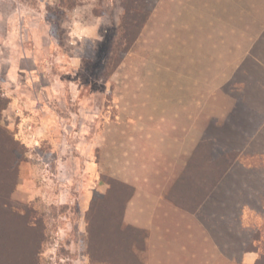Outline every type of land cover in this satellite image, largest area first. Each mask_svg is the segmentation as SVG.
<instances>
[{
    "label": "rangeland",
    "instance_id": "1",
    "mask_svg": "<svg viewBox=\"0 0 264 264\" xmlns=\"http://www.w3.org/2000/svg\"><path fill=\"white\" fill-rule=\"evenodd\" d=\"M148 11L153 17L143 35L124 53L137 26L129 27L123 41L122 20L129 13L139 22ZM200 18L209 29L205 37L228 55V64L236 62L238 69L252 56L264 67V0H0V92L9 99L1 124L25 148L12 193L22 214L15 219L21 227L29 212L28 222L38 223L34 231L46 234L41 264H136L125 235L112 241L104 234L98 242L94 236L100 226L118 223L128 196L116 183L126 182L110 175V169L123 173V149H130L131 158L136 152V161L142 159L137 127H127L136 141L121 145L124 124L139 123V106L145 101L140 94L154 85L147 62L149 55L155 62L159 51L144 55L139 48L164 39L176 45L183 26L200 30ZM232 77L212 92L213 109L235 107L234 97L224 91ZM214 86L218 83L211 82ZM223 117L211 121L223 126ZM108 135L115 139L114 147L107 145ZM255 147L264 148V137ZM242 160L264 164V157ZM142 165L136 162L132 174ZM245 218L259 225L256 246L263 252L264 216ZM14 237L20 241L26 236ZM144 250H136L143 264ZM89 252L97 256L92 261Z\"/></svg>",
    "mask_w": 264,
    "mask_h": 264
},
{
    "label": "crops",
    "instance_id": "2",
    "mask_svg": "<svg viewBox=\"0 0 264 264\" xmlns=\"http://www.w3.org/2000/svg\"><path fill=\"white\" fill-rule=\"evenodd\" d=\"M190 14L186 12V18ZM207 19L209 22L213 20ZM199 25L198 31V28L183 26L177 39L180 42L176 45H171L170 39H164L161 44L139 48L144 55L159 51L153 56L155 62L152 55H149L151 61L147 62L151 66L150 82L154 85L152 90L146 89L140 94V99L145 101L139 106V123L124 124L121 145L129 147L136 141L132 140L127 130L130 126L137 127L140 138L138 148L141 147L138 155L142 159L136 161V152L131 158L130 149L129 152L123 149L124 171L120 174L110 169V175H116L134 187V194L126 205L125 221L147 232L146 247L142 252L144 264H211L213 258H221L228 264H255L260 252L246 251L238 260L222 251L212 235V225L203 217L204 212L209 215L208 208L193 214L166 197L185 170L211 119L223 116L226 119L234 108L227 110L229 107H226L225 112L213 109L210 99L212 92L220 90L219 84H225L233 76L238 63L228 64V55L205 37L209 35V29L204 28L202 19ZM255 45L253 43L252 46ZM215 57L220 60H215ZM211 82L218 83V87L211 88ZM107 137V145L114 147L115 139ZM136 162L143 165L138 173L132 174ZM247 214L257 217V213L244 209L243 226L250 227L252 224L246 223ZM213 225V228H221L218 223Z\"/></svg>",
    "mask_w": 264,
    "mask_h": 264
},
{
    "label": "trees",
    "instance_id": "3",
    "mask_svg": "<svg viewBox=\"0 0 264 264\" xmlns=\"http://www.w3.org/2000/svg\"><path fill=\"white\" fill-rule=\"evenodd\" d=\"M150 15L151 11H148L136 22L129 18V13L126 14L122 20L123 41L128 38L130 26L137 28L124 53L137 40ZM261 80H264V67L248 56L224 87V91L236 100L233 111L223 126L216 119L210 122L185 170L166 195L176 206L193 214L208 208L209 215L204 212L203 217L212 225V235L222 251L238 260L246 251L260 252L255 264H264V251L256 246L261 241L260 229L256 225L243 226V211L249 208L258 216H264V164L256 167L242 159L264 157V148L256 150L255 147L264 137V84ZM8 102L9 99L0 92V264H41L46 234L34 231L38 223L28 222L29 212L24 215L25 219L22 218L25 224L21 227L15 219L21 218L22 214L18 212L12 193L18 186L25 148L15 139L14 133L1 124ZM116 183L128 190L124 211L115 225L100 226L94 239L97 242L104 240L106 234L113 241L125 235L130 241L127 247L132 262L143 264L136 250L145 249L147 232L125 223L126 205L134 194V187L124 182ZM215 223L221 228H213ZM95 231L94 226L89 229L91 238ZM17 233L26 237L16 241ZM96 257L90 253V261ZM101 259L102 255L98 260Z\"/></svg>",
    "mask_w": 264,
    "mask_h": 264
}]
</instances>
